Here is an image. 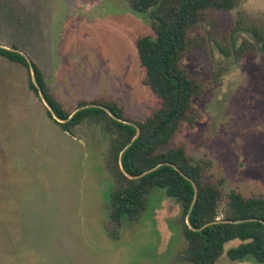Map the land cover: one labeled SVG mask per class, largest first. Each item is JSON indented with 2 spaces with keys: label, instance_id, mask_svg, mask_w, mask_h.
I'll return each mask as SVG.
<instances>
[{
  "label": "rangeland",
  "instance_id": "374dc122",
  "mask_svg": "<svg viewBox=\"0 0 264 264\" xmlns=\"http://www.w3.org/2000/svg\"><path fill=\"white\" fill-rule=\"evenodd\" d=\"M212 13L216 30L192 31L204 44L182 60L208 84L194 100L202 116L163 148L184 144L194 159L210 161L204 180L264 197V41L226 56L215 40L238 46L251 25L264 30V0ZM152 33L148 15L129 0H0V45L35 62L70 111L80 100H115L125 116L145 119L157 98L142 84L136 40ZM30 76L0 54V264H192L179 259L188 245L182 207L163 188L152 190L140 220L110 236L111 136L89 121L63 130ZM215 264L260 263L224 252Z\"/></svg>",
  "mask_w": 264,
  "mask_h": 264
},
{
  "label": "trees",
  "instance_id": "16d2710c",
  "mask_svg": "<svg viewBox=\"0 0 264 264\" xmlns=\"http://www.w3.org/2000/svg\"><path fill=\"white\" fill-rule=\"evenodd\" d=\"M240 1L129 0L134 10L148 15L153 30L136 40L144 70L142 84L157 98L145 119L139 121L125 116L124 107L115 100H80L79 107L90 106L75 112L68 110L50 93L35 62L18 52L17 47L0 46L1 55L34 71L36 83L52 108L48 114L64 120L56 119L63 130L71 131L89 121L101 124L110 134L108 169L114 184L107 229L111 237L117 238L125 221L133 225L140 220L148 208L149 195L159 187L182 207L183 233L188 245L180 260L215 264L226 252L233 261L251 258L264 264V197H245L234 188L226 191L221 178L215 182L204 180L203 170L210 161L194 159L184 144L163 148L183 127H194L202 116L194 100L208 89V84L182 65L194 46L204 44V38L194 37L192 31L203 25L215 31L218 21L213 10H233ZM248 31L252 39L244 38L238 46L232 41L227 47L215 38L216 45L226 56L234 55V51L242 56L257 48V42L264 41L262 27L251 25ZM218 78L216 71L214 80ZM30 87L39 93L31 76ZM108 111L129 123L117 120ZM137 127L140 134L134 138ZM150 169L153 170L136 177ZM235 239L239 243L226 250V244Z\"/></svg>",
  "mask_w": 264,
  "mask_h": 264
},
{
  "label": "water",
  "instance_id": "95a60500",
  "mask_svg": "<svg viewBox=\"0 0 264 264\" xmlns=\"http://www.w3.org/2000/svg\"><path fill=\"white\" fill-rule=\"evenodd\" d=\"M0 46H2V45H0ZM3 47H5V46H3ZM5 48H7V47H5ZM9 49H10V48H9ZM17 50H18V49H17ZM19 51H20V50H19ZM28 60H30V59H28ZM32 76H33V81H34L35 85L38 87V90H39V93H40L41 97H42L43 100L45 101L46 105L49 107V110L52 111V108H51L50 104L48 103V101L46 100V98H45V96H44V93L42 92V90H41V88L39 87V85L36 83L35 76H34V71H33V70H32ZM87 106H90V105H84V106H81V107L77 108V110H79V109H81V108H83V107H87ZM98 106H101V105L98 104ZM77 110H75V111H77ZM75 111H74V112H75ZM108 112H109L110 115H112L113 117H115V116L112 114V112H110V111H108ZM54 116H55V115H54ZM55 118H56L58 121H60V122H64V120L59 119V118H57L56 116H55ZM115 118H116L117 120H119V121H123V122L129 123L128 121L123 120V119H121V118H117V117H115ZM139 134H140V128L137 127V134H136V136H135L134 138L138 137ZM152 170H153V169H150V170H148V171H146V172H144V173H142V174H140V175H137L136 177H140V176H142V175H144V174H146V173H148V172H150V171H152ZM184 175H185V174H184ZM131 177H132V176H131ZM195 189H196V192H197V187H196V186H195ZM196 195H197V193H196Z\"/></svg>",
  "mask_w": 264,
  "mask_h": 264
},
{
  "label": "crops",
  "instance_id": "0c3cea01",
  "mask_svg": "<svg viewBox=\"0 0 264 264\" xmlns=\"http://www.w3.org/2000/svg\"><path fill=\"white\" fill-rule=\"evenodd\" d=\"M22 52V51H21ZM42 72H43V70H42ZM43 74H44V72H43ZM45 76V75H44Z\"/></svg>",
  "mask_w": 264,
  "mask_h": 264
}]
</instances>
